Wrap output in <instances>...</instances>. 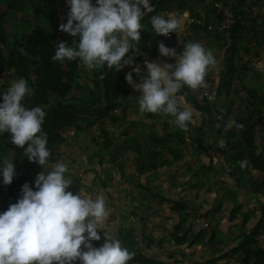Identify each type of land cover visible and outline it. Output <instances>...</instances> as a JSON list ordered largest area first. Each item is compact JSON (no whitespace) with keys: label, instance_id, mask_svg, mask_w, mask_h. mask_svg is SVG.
Returning <instances> with one entry per match:
<instances>
[{"label":"trees","instance_id":"trees-1","mask_svg":"<svg viewBox=\"0 0 264 264\" xmlns=\"http://www.w3.org/2000/svg\"><path fill=\"white\" fill-rule=\"evenodd\" d=\"M36 0H0V76L8 75L10 80L23 77L29 93L25 95L21 101L26 107L35 105L42 106L45 111L44 121L41 125L42 131L47 134L46 147L49 149L48 163L53 162L54 150L65 142V133L70 129L79 131L82 127L85 130H92L94 124H99V135L103 147L112 143L105 129L102 127L105 121L116 123L124 120L126 107L123 105L125 101L130 102L134 96V89L128 85L124 79L125 73L129 70L121 68L115 70L112 68H93L88 69L79 63V60L72 61H51L50 56L53 54L54 46L64 41L61 31L55 27L50 28L44 34L33 35L31 33L17 32L14 30L9 36L8 27L12 24L11 13H16L18 17L24 19L27 14V8L34 5ZM47 5L48 9L52 7L53 0H39ZM153 5L152 12L145 13L141 18V29L139 41L134 42L133 51L137 55L133 57L134 64H143V59L149 60L154 58L156 54V42L161 36H156L152 31L149 17L154 14L165 15L175 10H183L185 6L184 0H151ZM243 0H239L236 5L232 6L231 13L235 18L234 25L224 31L216 32L212 22L220 20V16L215 13L213 4L209 8V13H205L203 26L194 24L192 28L197 31L214 30L216 35H220L222 39L223 53V77L220 79L221 88L213 90L214 100L210 104L202 107L197 106L191 101L192 109L199 112V130L194 135L189 132V141L191 148L196 156H204L208 159L209 165L204 169H211L210 165L213 159L221 158L220 165L226 167L228 179L239 191L249 188V191L262 198L261 207H259L260 217L254 226L236 240L228 251L208 257L206 260L192 262L190 264H219L227 260H236L240 264H264V251L257 246L256 238L264 224V144H259L256 140V120L263 119L264 96L253 89H246L245 102L239 100H228L222 112H218L216 101L221 92L229 97L232 78L241 65V55L248 52L243 49L248 36L252 37V45L257 48V37L261 28L249 19L250 11L247 7L242 8ZM241 6V7H240ZM242 8V10H241ZM240 9V10H239ZM26 17V15H25ZM25 23L28 24L26 19ZM264 22V18H263ZM262 22V23H263ZM13 25V24H12ZM210 28V29H209ZM243 45V47H242ZM20 49L24 51L21 52ZM126 55H131V51ZM241 57V58H240ZM247 62L243 64V67ZM131 67V66H129ZM134 74L132 73V79ZM207 80L210 81L209 77ZM81 80H83L81 82ZM1 81V80H0ZM134 81V79H133ZM135 82V81H134ZM211 82V81H210ZM3 89L7 85L3 82ZM2 90V91H4ZM189 89L182 86L178 96L186 99ZM240 98V97H239ZM237 107L240 111L231 125L227 124V118L231 115L232 108ZM118 110L119 116L112 114ZM140 114V113H139ZM157 114V113H156ZM156 114L144 113L140 114L144 119L156 121ZM161 120L164 126H172L170 120L172 117L163 114ZM93 126V127H92ZM227 127V128H226ZM213 128L219 130L216 135L219 139L220 148L214 145V141L208 142L207 135ZM91 136L97 138L91 132ZM7 133L0 134V148H3L5 157L13 159L15 166V175L8 185L0 184V211H3L11 203H14L19 196L21 185L27 182L30 186L29 173L37 164L29 162L22 154V148L12 145L7 140ZM176 137L172 133H165L158 136L154 131L147 133V145L136 148L134 155L136 159V167L138 173L154 171L158 164L156 161L163 153H169L171 145L181 144L183 141H175ZM173 161L178 158L172 151ZM246 159L248 163L244 168L239 166V161ZM162 163L161 165H163ZM221 165V166H222ZM253 172L262 175L263 178L256 179ZM100 184L105 185L101 182ZM157 199L160 203H167L168 214L177 215L176 222L170 226V233L157 239L156 243L161 241L170 243L175 252L170 254L166 259H159L143 253L140 248V240L134 235L130 229L121 230L117 234V239L122 247L127 248L133 253L132 259L127 264H188L185 262L186 254L184 250L191 249L196 245L203 234L209 232L210 214L215 217L223 207V201L219 200L211 208L210 214L205 212H197L194 207L187 205L185 201H168L158 194L150 195ZM242 205H237L230 210L228 220L233 218L242 210ZM192 213H198L197 218L202 219L205 227L200 228L197 232L192 228L193 221H189ZM170 219V218H169ZM206 222H205V220ZM247 221V216L242 219ZM216 237V233L210 230L209 241ZM144 239L147 241L146 248L155 244L154 239L150 236ZM179 258H174V254ZM76 264H79L77 261Z\"/></svg>","mask_w":264,"mask_h":264},{"label":"clouds","instance_id":"clouds-1","mask_svg":"<svg viewBox=\"0 0 264 264\" xmlns=\"http://www.w3.org/2000/svg\"><path fill=\"white\" fill-rule=\"evenodd\" d=\"M66 22L58 30L71 37V43L58 42L51 61L79 60L88 69L131 66L124 79L134 90L138 111L166 114L170 123L186 130L192 119L188 106L181 107L177 93L182 86L202 87L208 66L215 63L211 50L197 41H187L177 54L171 47L158 42L159 56L172 63L158 65L143 59L146 75L139 83L132 73L139 74L132 49L139 41L141 18L152 12L151 0H65ZM183 13L149 17L156 36L180 34ZM131 51V55H125ZM23 52V49H20ZM29 93L23 77L11 80L0 92V134L7 133L12 145L22 148L23 157L41 166L30 187L27 182L19 196L0 211V264H127L133 253L121 246L101 229L109 211L102 194L89 195L82 189L68 190L73 180L66 176L67 166L57 161L48 165L47 134L42 131L45 111L42 106L26 107L21 101ZM241 168L246 159L238 162ZM13 159L0 157V184L8 185L15 175ZM103 242L92 246L93 241Z\"/></svg>","mask_w":264,"mask_h":264},{"label":"crops","instance_id":"crops-1","mask_svg":"<svg viewBox=\"0 0 264 264\" xmlns=\"http://www.w3.org/2000/svg\"><path fill=\"white\" fill-rule=\"evenodd\" d=\"M215 0H184L185 6L183 10H175L171 13H177V16L186 13L182 20V31L180 34L172 33V42L170 47L179 53L187 41H197L206 49L211 50L215 58V63L208 66L206 76L210 78L213 85V90L221 88L220 79L223 77L224 71L222 67L223 53L222 39L220 35H216L215 31H197L192 28L194 24L203 26L205 13H209V8ZM264 10V0H251ZM224 5H227L231 11L232 6L236 5L239 0H222ZM251 2V3H252ZM242 8H249L246 5V0H243ZM241 7V6H240ZM214 8V7H213ZM241 8V10H242ZM215 10V9H214ZM240 10V9H239ZM250 11V8H249ZM169 13V12H168ZM216 13V10H215ZM167 14V13H166ZM264 17V11H263ZM258 27L264 25L257 23L250 18ZM216 28V21L212 22ZM263 27V26H262ZM216 32H219L216 28ZM246 46L251 43L252 37L246 38ZM258 46L255 54L252 69L248 70V77L244 78L246 89L256 90L264 96V27L261 28L258 37L256 38ZM253 52V51H251ZM250 57V55H248ZM149 61L162 65L163 62L157 58H150ZM130 68L131 67L127 66ZM133 79L139 83V77L146 75L144 65H140L139 74L133 73ZM135 94L131 97L130 102L125 101L123 105L126 107L124 120L116 123L108 124L104 128L112 143L106 147H102L100 157L93 155H83L84 151H90L86 147L88 143L89 133L84 127L79 131L70 129L65 133V142L54 150L53 162L48 163L49 167L57 161H62L66 164L69 174L77 172L76 167L80 165L81 177L88 174L94 179V184L97 186L91 188L89 195L97 193L102 194L105 199L106 208L109 211L108 218L105 220L101 229L102 232H107L113 239H117V234L121 230L130 229L134 235L140 240V248L143 253L159 259H166L170 254L175 252L174 248L168 243L161 241V244L156 243L162 234L167 236L170 233V226H173L177 220V215L167 212L168 204L160 203L157 199L150 195L158 194L164 197L169 202L183 200L187 205L194 207L197 212L207 211L209 214L211 208L219 200L223 201V207L219 213L213 217L209 216V232L203 234L196 245L191 249L184 250L186 254L185 262L204 261L210 256H215L228 251L236 240H240L242 234L254 226L257 219L260 217L259 207L262 204V198L249 191V188L244 191H239L234 186L233 182L228 179L226 167L220 165L221 158L213 159L211 169H204V166L209 165L208 159L204 156H196L191 148L189 141V132L196 134L199 130V112L192 109L191 101H193L190 93L185 94L186 99L182 97L181 107L188 106L192 111V121L188 122L186 130H181L175 125L164 126L161 116L157 113L156 121L144 119L138 111L136 97L140 95L139 91L134 90ZM246 95V94H245ZM246 97V96H245ZM226 99L237 101L235 97L226 96L221 92L216 108L218 112H222L226 104ZM194 102V101H193ZM264 111V108H263ZM240 111L237 107L232 108L231 115L227 118V124L231 125L233 120L238 117ZM114 117H118L117 115ZM256 140L259 144H264V112L263 119L256 120ZM140 128L147 130L138 131ZM227 128V127H226ZM136 130L140 133H137ZM154 131L158 136L165 133H172L176 137L175 141L181 139L183 142L177 145H171L169 153H163L156 161L158 167L154 171L138 173L136 167V159L134 150L147 145V133ZM219 131L213 128L207 135L208 142L214 141V145L220 148L219 139L216 132ZM91 135V134H90ZM261 140V141H260ZM99 141L98 144H101ZM89 145V143H88ZM94 146L93 144H91ZM103 146V145H102ZM85 148V149H84ZM179 159L173 161V154ZM90 153V152H89ZM164 163L163 165H161ZM41 166L33 167L28 175L30 187L32 186L35 175L41 171ZM66 174L69 178L70 175ZM253 177L262 179V175L253 172ZM105 183L102 185L99 183ZM68 190L73 193L81 190L74 184H70ZM242 205V210L233 218V221L228 220L230 210ZM198 213H192L189 221H193L192 228L197 232L200 228H204L205 224L196 222ZM247 216V221L242 219ZM170 218V219H169ZM205 220V219H204ZM206 222V220H205ZM210 230L216 233V237L209 241ZM150 236L154 239L155 244L146 248L147 241L144 239ZM103 242V237L99 241H93L92 246H99ZM174 258H179L175 253Z\"/></svg>","mask_w":264,"mask_h":264},{"label":"rangeland","instance_id":"rangeland-1","mask_svg":"<svg viewBox=\"0 0 264 264\" xmlns=\"http://www.w3.org/2000/svg\"><path fill=\"white\" fill-rule=\"evenodd\" d=\"M2 8L0 7V10ZM27 14H24L23 18L26 19V21L28 22V24L25 23L24 19H21L22 17H18L16 13H11L10 15H12V24H9L8 27V34L9 36H11L12 32L14 30H16L17 32H25V33H31L33 35H39V34H44L47 30H49L52 27H55L56 29H58V24L60 23H64L66 22V14H67V7L65 5V0H53V4L52 7L50 8V10L48 9L47 5L41 3L39 0H36L34 2L33 6H30L27 8ZM264 11V10H263ZM26 15V17H25ZM262 26V25H261ZM63 35V39H65L66 41H68L69 43H71L73 40L78 39L77 37H71L68 34L62 32ZM251 43H249L247 46V42L245 43V46L243 47V49H247L248 52H246L245 54L241 55V67L238 70L239 74L235 73V77L236 79H238L239 82V86L241 88H243L242 85H244V78L248 77V70L252 69V65L254 63V58L256 57L255 54H253L255 51H257L256 47H254L252 45V40L250 41ZM253 51V52H251ZM126 55V54H125ZM250 55V57L248 56ZM127 56V55H126ZM247 57V60H244V58ZM246 63V65L243 67V64ZM79 63L81 65H83V63L81 61H79ZM123 69H127L130 72V68L126 66L122 67ZM233 76V77H234ZM210 79V78H209ZM233 79V78H232ZM0 92H2V90H4L3 87V82H6V85L8 86L9 81H11L8 78V75H1L0 76ZM83 80H81L82 82ZM231 89H230V95L231 97H235L236 99L238 98L239 100H242V102H245V96H240L237 93V89L235 88V83H231ZM220 97V96H219ZM219 97L217 99H215V101L218 103L219 101ZM240 97V98H239ZM217 107V106H216ZM117 116H119V113L117 114ZM192 121V119H191ZM191 121H189L191 123ZM108 124H110L109 121H105V124L102 126L103 128H107ZM96 126L97 129H99V124L95 123L94 127ZM93 127V126H92ZM91 129V128H90ZM89 130H86V132ZM146 128H140L138 129V131H143V133L146 131ZM92 133L96 136L95 132L93 131V129L91 130ZM136 130L137 133H140ZM91 132L89 133L88 136V143H86V147L85 148H89L90 149V153L88 151H84L83 155L89 156V155H93V157H100V153L102 150V143L98 144L99 141H101L100 135L97 138H94L93 136L90 135ZM261 141V140H260ZM91 144H95L94 146H92ZM84 148V149H85ZM0 156H6L5 152L3 150V148H0ZM80 170V165L78 167H76V171L74 173L69 174V172H67L66 174H69L70 177L69 179L73 180L71 184H74L76 187H78L79 189H84L87 193L89 191H91L90 189L97 186L96 184H94V179H92V177H89L88 174L84 173L85 176L81 177V174L78 172ZM100 185V183H99ZM70 187V186H69Z\"/></svg>","mask_w":264,"mask_h":264},{"label":"built area","instance_id":"built-area-1","mask_svg":"<svg viewBox=\"0 0 264 264\" xmlns=\"http://www.w3.org/2000/svg\"><path fill=\"white\" fill-rule=\"evenodd\" d=\"M251 2H252L251 0H246V5H248L250 8L249 17L254 19L257 23H262L263 18H264L263 8L257 5L256 3L254 2L251 3ZM213 7L216 10V14L220 16V20H218V23L216 22L217 30L219 32H224L230 29L234 25L235 18L232 16V13L230 9L228 8V6L224 5L222 0H215L213 3ZM175 14L177 15V13ZM158 42H163L165 46L170 47V44L172 42V33H169L166 36H161L155 45H157ZM155 56L159 58L163 63L173 62V60L170 58L159 56L157 49H156ZM244 60H247V57H245ZM233 83H235V88L237 89L238 95L246 96L245 92L239 86L238 79H236L235 76L233 77ZM212 91H213V85L210 81L207 80L206 74L204 76V83L202 87H198L196 89H189L190 95L192 96L194 103L199 107L212 103V101L214 100V95ZM112 114L117 115L118 110L113 111ZM93 131L95 132L96 136L99 135V131L97 130L96 126L93 128ZM196 222L199 224H204L203 220L199 218H196ZM256 242H257L258 248L264 251V224L256 238ZM219 264H240V263L239 261H236V260H227Z\"/></svg>","mask_w":264,"mask_h":264}]
</instances>
